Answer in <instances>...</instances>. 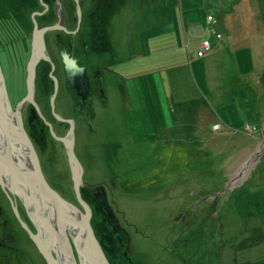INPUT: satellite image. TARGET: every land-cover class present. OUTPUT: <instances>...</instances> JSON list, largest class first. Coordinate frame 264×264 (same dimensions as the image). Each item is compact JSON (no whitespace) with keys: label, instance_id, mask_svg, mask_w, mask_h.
<instances>
[{"label":"rangeland","instance_id":"rangeland-1","mask_svg":"<svg viewBox=\"0 0 264 264\" xmlns=\"http://www.w3.org/2000/svg\"><path fill=\"white\" fill-rule=\"evenodd\" d=\"M29 1L32 13L23 10V1L0 0L2 36L19 31L29 13L36 26L40 3ZM90 1L85 9L104 19L101 28L111 33L104 61L120 74L113 76L108 104L91 108L88 122L96 134L88 125L74 130L73 120H66L62 136L51 128L65 153L57 148L52 154L49 185L84 213L71 153L82 169L79 196L94 215L97 236L104 239L112 229L105 225L102 186L112 224L125 228L138 264H264V0H185L194 10L188 35L180 0ZM225 17L234 45L223 40L216 52L202 51L199 58L169 54L181 43L189 46V37L198 51L218 33L227 37ZM49 78L55 80L52 72ZM90 184L97 193L85 188ZM28 196L23 204L35 231L13 206L26 231L19 242L26 249L32 244L33 264H44L31 236L38 233L35 213L43 210L33 212L27 204L33 194ZM107 254L113 261L114 253Z\"/></svg>","mask_w":264,"mask_h":264},{"label":"flooded vegetation","instance_id":"flooded-vegetation-1","mask_svg":"<svg viewBox=\"0 0 264 264\" xmlns=\"http://www.w3.org/2000/svg\"><path fill=\"white\" fill-rule=\"evenodd\" d=\"M21 1L23 10L30 9L29 12L32 13L31 1ZM38 1L40 7L37 9L41 13L37 14L35 19L36 26L43 30L44 44L41 51L35 49L32 52L34 23L30 13L28 18L26 16L20 22V30L14 31L12 35L2 36L0 30V66L8 101L16 111L14 105L17 107V102L26 99L25 96L33 99L32 102L25 100L21 103L23 105L19 107V113L8 114L10 112L6 113L0 109V129L3 137L10 139L14 145L13 147L8 145L0 134V264H33L34 249L31 243H27L29 246L26 249L19 242V235L25 234L26 231L20 226L13 210L15 206L29 229L35 231L34 223L23 206L24 199L29 197L31 192L24 196L15 191L11 187L14 181L12 172L2 164L4 160L21 176H26L33 170L27 153L23 152L24 146L21 143L19 145V141L13 137L19 119L22 120V125L33 142L43 176L51 184L48 170L49 167L55 168L50 165L52 154L57 148L60 153H65L63 142L53 138L51 128L55 134L62 136L70 126L66 120L70 119L73 120L74 130L76 127L88 125L91 130L89 132L92 133L91 108L95 109V103L108 104L113 76L119 74V71L113 68L110 59L104 61L106 58L104 50L107 49L105 35L108 34V30L103 31L101 28L104 27L102 23L104 19L97 21L92 17L93 12L85 9V4L90 6V0ZM99 1L93 0L94 5ZM105 1L110 3L112 0ZM54 23H59L63 28L45 30ZM34 52L39 56L35 67ZM30 70L34 77L31 85L27 82ZM50 72L54 74L56 81L49 78ZM29 86H34L32 93L27 91ZM2 93L0 79V94ZM77 100L81 104L80 107L75 105ZM57 116L63 118L59 119ZM79 141L80 137L74 134V151H78V145L76 147L75 145ZM65 163L67 165L66 159ZM21 181L19 185L22 187ZM93 187L90 184V187L85 188L95 194L98 191H92ZM101 188L103 187L97 190L102 191ZM114 217V213L109 212L108 224L105 225L108 228L110 226L116 228L113 232L111 230V236H121L125 240L112 252L115 258L110 264H137L131 260L126 230L121 224L113 226Z\"/></svg>","mask_w":264,"mask_h":264},{"label":"bare ground","instance_id":"bare-ground-1","mask_svg":"<svg viewBox=\"0 0 264 264\" xmlns=\"http://www.w3.org/2000/svg\"><path fill=\"white\" fill-rule=\"evenodd\" d=\"M19 1H21V0H19ZM79 15H80V12H79ZM58 28H63V27H61L59 23H54V25H51V26L46 27L45 30H49V29L52 30V29H58ZM32 34H33V37L37 39V44L40 45L41 47H43V44H44L43 30L41 28H38L37 26H34L33 33ZM110 34L111 33H108L107 35H105L108 41L110 39L109 38L110 37ZM217 36H218V38L221 37L220 34H218ZM1 43H4V42H1ZM33 43H34V41H33ZM135 44H136V46H138L140 48L139 50L141 51V54H142V51L144 49V45H142L141 39L139 40V38L137 37V42H135ZM196 46H198V45H196ZM200 46H201V49L202 50H199V51L196 50V52L198 51V53L195 55V57H197V58L203 56V53L201 51L205 52L204 54H208V55L211 52H213V53L215 52L214 46L212 47L210 41H207V43H205V44H200ZM219 46L220 45L218 44V47ZM0 50H1V48H0ZM33 50H34V45H33ZM151 55H153V53ZM38 57H39L38 56V53L37 52H34L33 53V67H35L36 61L38 60ZM156 69H159V72L160 73L164 72V68H162L161 66L158 67V68H156ZM78 71H81V70H78ZM84 75H85V73H84ZM0 79L2 81V86H3V93H2V95L0 94V109L2 111H6V113L7 112H10L8 114H14L15 112L16 113H19V111H20L19 107H21L23 105L21 103H23L25 100H28L29 102H32L33 101L32 98H28V97L25 96L26 99H24V100L21 99V101H18L17 102V105H18L17 107L14 105V107L16 108V111L13 110L12 104L8 101V98H7V95L8 94L6 92V87H5V82H4V76H3V73L1 71V66H0ZM27 82L30 85L33 84V77H29L27 79ZM33 90H34V86H32V87L29 86L27 88L28 93H32ZM21 93H22V91H21ZM28 93H27V95H28ZM124 97L128 99V97H127V91H126V94L124 95ZM75 103H76L75 104L76 106H78V107L81 106V104H80V102L78 100ZM38 111L40 112L39 109H38ZM67 121L70 123L72 120L67 119ZM92 130L94 131L93 133L96 134L95 133V129L93 128ZM15 133L16 134H13V137L15 138L16 141L17 140L19 141V145L21 143L24 146L25 149H23V152H26L27 153V155L29 157V160L31 162V165H32V169L33 170L32 171L30 170V172L28 171L29 173H27L26 176H21V175L17 174L16 172H14L12 170V168L10 167V165L8 166L6 164V162L3 160L2 164H4V166L6 168H10V170L12 172V176H13L14 181H13L11 187H13L15 191H17L18 193H20L21 195H24V196L27 195L30 192H36L39 195V197L40 196L41 197H45L44 186L41 183L42 180L39 179V178H36L35 177V175H36L35 173H37L38 170H39L40 173H41V175H42V179H43L44 183L46 182L47 185L50 188H51V186L49 185V183L46 181V179L43 176V173H42L41 167H40V162H39V159L37 157L35 148L33 146V142L29 138L28 133L25 131V129H24L23 125H22V120L21 119H19V123H18L17 129H15ZM0 134H2V138H4L3 137V132H2L1 129H0ZM4 140L11 147L14 146L13 145V142L10 139L4 138ZM21 149L22 148L20 146V150ZM19 181H21L22 187L19 185ZM81 185H84V184L81 182ZM34 188H35V191H34ZM101 189H102V197H103V201H104V207L107 208V209L104 208L103 211H104L105 215H107L111 211V206L107 202L106 192H105L104 188H101ZM57 194L63 199V197L59 193H57ZM64 201H66V200L64 199ZM66 202H68V201H66ZM68 203H70V202H68ZM27 204L28 205H32V206H35V203H33V202H28ZM71 205H73V204H71ZM23 206H24V208L27 211L26 205H23ZM73 206L75 207V205H73ZM75 209L77 210L78 208L75 207ZM90 212H91V209H90ZM75 215H76L75 216L76 219H74L75 221L73 223H75L76 225H74V226L70 225L69 227H66L65 228V231H64L65 232V235H64V245H63L62 249L61 250H58V249H55V248H50L49 249V252L52 254L53 258H55L57 261H59L60 264H63L64 257L62 255V253L61 254L59 253V257L57 256L56 253L62 252V251H64L67 248L72 249V258H70L69 261L74 262V264H91L90 262H92V259L89 260V261L83 260V256L77 254V251L73 249V246L75 247L73 241L78 240L80 238V237L77 238V236H76L77 235V232L79 233L80 228L84 229V231H86L90 235L91 234L94 235L96 242L101 246V250H102L103 254H107V252H109V251L114 252L115 251V248L118 247V246H120L123 243V241L125 240V238H123L121 236H114L113 237V236L110 235V233L104 239H103V236L102 237H100V236L98 237L97 236V233L99 231H97L96 228L94 227V215H93V213H90L87 216L86 219H84V216L78 218L77 217L79 215L78 213H75ZM71 217L74 218V215L72 214ZM66 220L70 222L71 221V218L70 217H66ZM73 223L70 222V224H73ZM114 229H116V228L112 227V229H111L112 232H113ZM36 252L42 258L44 264H47L46 261H45V259H44V257H43V255L39 252L38 249H37ZM123 252H125V251H123ZM106 260H107L108 264L111 262L110 259H107L106 258ZM131 260H134V259L131 258ZM136 263L138 264V262H136ZM65 264H66V261H65ZM131 264H133V263H131Z\"/></svg>","mask_w":264,"mask_h":264},{"label":"water","instance_id":"water-1","mask_svg":"<svg viewBox=\"0 0 264 264\" xmlns=\"http://www.w3.org/2000/svg\"><path fill=\"white\" fill-rule=\"evenodd\" d=\"M33 45L34 51H41L42 47L37 44V39L33 37ZM70 164L72 169V176L74 180V189L78 200L82 203L85 208L84 213H82L79 209H75L73 205L64 201L53 189H51L47 183L43 181L42 175L38 170L35 173V177L41 179V183L44 186L45 197H39L36 192H31L33 194L32 198H29V202L35 203L33 207V212L38 211L39 209L43 210L39 215L35 213V222H37V234H31L37 249L43 255L47 264H60L55 258H53L52 254L49 252L50 248H55L61 250L64 245V235H65V228L69 227L70 225H76L73 223L76 219L75 213H78V218L84 216V219L91 213L90 208L85 205L81 201L79 196V185L81 184V168L79 163L76 162L75 157L70 153ZM35 191V188H34ZM35 207V208H34ZM77 208V207H76ZM74 215V218L71 215ZM66 217H70L73 224H70L69 221L66 220ZM45 221V222H44ZM44 226V227H43ZM45 228V234L41 232ZM77 238L80 237L78 240L73 241L75 245V249L77 254L83 256V260L89 261L92 259L91 264H108L105 254H103L101 250V246L96 242L94 235H90L84 229L80 228L79 233L77 232ZM81 239V240H80ZM59 253L63 255V264H74V262L69 261L72 258V249L67 248L62 252L56 253L59 257Z\"/></svg>","mask_w":264,"mask_h":264},{"label":"crops","instance_id":"crops-1","mask_svg":"<svg viewBox=\"0 0 264 264\" xmlns=\"http://www.w3.org/2000/svg\"><path fill=\"white\" fill-rule=\"evenodd\" d=\"M180 7H181V13L182 14V27H183V30H184V33L185 35H188V30L187 28H190L191 25L194 24V22L191 20L192 19V14H193V11L192 9H189V6H188V3H186L185 0H180ZM238 6V5H237ZM185 13H190L189 17L187 19L184 18V15ZM229 13H233L232 12H229ZM229 13H227L228 15V18H229ZM226 15V16H227ZM233 16V15H232ZM177 17V15H176ZM178 18V17H177ZM231 20V19H230ZM230 20H226V17L224 19L225 23L227 24L228 28H229V31H228V35L227 37H223L221 34H220V38L217 39V40H210V43L212 45V47L214 46V49H215V52L218 50V44L221 46V44L223 43V40L226 41V44L229 46V45H234L235 43L231 40V33H232V28L230 26ZM176 23H177V27L179 29V19L176 20ZM174 24V22H173ZM219 34V33H218ZM187 43L190 44L189 46L185 47L183 45V43H181L179 46L175 47L172 51L170 50L169 51V54L172 52H176V53H179V55H189L190 57H194L195 56V42H194V39H191V37L187 38ZM200 42V41H199ZM197 47V46H196ZM233 47V46H232ZM148 55V54H146Z\"/></svg>","mask_w":264,"mask_h":264},{"label":"trees","instance_id":"trees-1","mask_svg":"<svg viewBox=\"0 0 264 264\" xmlns=\"http://www.w3.org/2000/svg\"><path fill=\"white\" fill-rule=\"evenodd\" d=\"M257 193H258V192H257V190H256V191H254L253 195L251 196V200H252L254 203L257 202V201H256V198L259 197V195H258ZM237 197H238V195H237ZM263 201H264V199H263ZM263 221H264V219H263ZM107 253H110V251L107 252Z\"/></svg>","mask_w":264,"mask_h":264},{"label":"built area","instance_id":"built-area-1","mask_svg":"<svg viewBox=\"0 0 264 264\" xmlns=\"http://www.w3.org/2000/svg\"><path fill=\"white\" fill-rule=\"evenodd\" d=\"M207 43V42H206ZM202 52V51H201Z\"/></svg>","mask_w":264,"mask_h":264}]
</instances>
